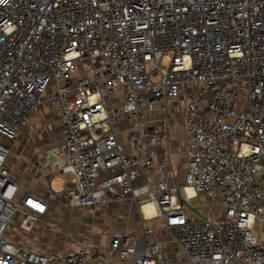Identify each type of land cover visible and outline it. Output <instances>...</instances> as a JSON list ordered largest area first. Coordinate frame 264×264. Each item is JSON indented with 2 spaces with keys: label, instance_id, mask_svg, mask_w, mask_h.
Wrapping results in <instances>:
<instances>
[{
  "label": "built area",
  "instance_id": "obj_1",
  "mask_svg": "<svg viewBox=\"0 0 264 264\" xmlns=\"http://www.w3.org/2000/svg\"><path fill=\"white\" fill-rule=\"evenodd\" d=\"M184 93L180 185L154 177L161 140L146 118ZM42 102L64 142L41 168L74 184L52 191L144 216L152 203L173 257L150 227L114 232L107 250L27 242L52 199L12 176L5 141ZM188 188L218 199L223 220L196 216ZM0 264H264V0H0Z\"/></svg>",
  "mask_w": 264,
  "mask_h": 264
},
{
  "label": "crops",
  "instance_id": "obj_2",
  "mask_svg": "<svg viewBox=\"0 0 264 264\" xmlns=\"http://www.w3.org/2000/svg\"><path fill=\"white\" fill-rule=\"evenodd\" d=\"M179 97H180V101H176L171 106L172 110L170 111L172 112L168 111L167 114L168 118L162 119V116L164 114V117H166L167 112L165 111L164 108L165 106H168L169 102H167L163 106V108L160 109L161 112H158L159 110L151 111L148 113L146 118L147 126L153 128L157 136L161 140V143L157 147V157L155 159L156 168L154 171V177H156V179L158 180H163L169 183H173L174 181L178 182L179 180L184 178L187 169V155H186L187 141L185 135V115H186V103L188 101V96L187 94L184 93ZM180 112L181 115H183V121H179V117L177 114ZM152 115L155 116L156 120L150 118L151 119L150 121L152 122H150L149 125L148 118ZM32 125L41 126L43 129V133L37 137L36 146L41 143V140L48 139V141L50 142V144L48 145L49 148H47L48 150L43 155V157H41L42 154L41 155L38 154L39 145L37 147L27 146L28 155H23L21 153L22 154V157H20L21 159H8V165L12 170V176L17 181L25 183L28 186H30L33 190L50 197L52 199V202H54V198L57 197L58 195H61L60 197H65V196L63 195V193L56 194L54 193V191H52L50 187V180L52 179L54 180L53 186L55 191H60L67 186H74L72 182L65 181L62 177H58V176L53 177L51 174L44 173L43 169L41 168V164L47 161L48 153L50 151H53V149H58L59 147H61V145L64 142L62 125L59 120V115L56 106L49 102H42L38 104L35 107L34 111L32 112L28 125H26L22 129L19 138L21 137L23 131L29 126L32 127ZM181 135H183V138ZM16 141H14L13 144ZM182 143L185 146L181 154L182 157H179L178 147ZM9 145H11V149H12V143H10ZM144 183H147L149 185L151 184L146 176H140L135 181L136 186H140L141 184ZM133 202L134 201H131V203ZM113 205H114L113 201H111L103 205L105 207L107 206L106 209L104 210L101 209L102 212L103 211L107 212L106 214H104L106 217L107 215L110 216V212L112 211L114 215H117V218L116 221L113 222L109 221L110 223L103 227L102 235L108 238L107 244L105 246L102 245V248L100 246L96 247V245H90L99 250H107L109 248L111 235L116 231L127 230L128 232L131 233L132 237H139L143 234L144 228L150 227L145 225L144 223L146 220H150V218L152 217L144 216L141 212L140 206L137 203L135 206L139 207L140 210L139 216H137L136 214L135 207L132 206V204L130 203L125 202L122 205H120L117 209H115L114 208L115 205L114 206ZM207 211H208V215H206V217L216 220L215 217L216 215L213 212H211L210 208L207 207ZM50 217H51V211H49V213L47 214L44 220ZM119 218H121V220L122 219L124 220V224L118 225L117 221ZM49 224L50 225H48L49 226L48 228L51 229H52L51 226L56 225L54 223H49ZM151 237L155 240H160L163 243L165 254L168 257H173L175 255V252L179 248L176 241V237L173 234H167L165 232L164 220L162 226H157L152 228ZM40 246L38 248L41 249L43 252H50L51 250H54L52 248H45V247L43 248V246H41L40 248ZM67 250H72V249H67Z\"/></svg>",
  "mask_w": 264,
  "mask_h": 264
},
{
  "label": "rangeland",
  "instance_id": "obj_3",
  "mask_svg": "<svg viewBox=\"0 0 264 264\" xmlns=\"http://www.w3.org/2000/svg\"><path fill=\"white\" fill-rule=\"evenodd\" d=\"M236 80L235 82H237ZM176 101H180V97L171 98L168 100V106H165L166 117H164V114L162 116V119L168 118V111L172 112L170 110L172 104H174ZM242 98L239 100V104L241 103ZM180 104V103H179ZM158 112H161L159 110ZM157 114V113H155ZM179 117V121H183V115H181V112L177 114ZM159 117V116H158ZM153 118L156 120L155 116L152 115L148 119V124L150 125V121ZM160 118V117H159ZM28 125V124H27ZM43 133V129L41 126H33L27 127L21 137L13 144V142H9L6 139L5 145L9 147V144L12 143V149L9 159H21L23 155H28V147H37L39 149V155L42 154L41 157L46 153L49 148L50 142L48 139L41 140V143L37 144V137L40 136ZM123 136H126V133H123ZM183 138V135H181ZM3 141V139H2ZM132 143L130 141H127L126 137V146H131ZM11 146V145H10ZM28 146V147H27ZM184 144L182 143L178 147V156L182 157V151L184 150ZM25 148V150H24ZM22 153V154H21ZM180 185L184 183L183 178L178 181ZM189 193V192H188ZM181 194L184 195V193L181 191ZM189 193V195H192L190 199L188 200V204L195 209V215L196 216H202L205 217L208 215L207 207L210 208L211 212H213L216 216V220H223V214L221 211V206L219 204V200L210 198L205 194L202 193ZM61 195H58L54 198V202L51 204V217L42 220L41 223L37 226V228L28 235V237H25V239L33 246L39 247L40 245L43 246V248H52V249H75L78 246L83 245H96L100 246L102 248V245L105 246L107 244L108 238L103 236V227L105 225H108L110 222L116 221L117 215H114L113 212H110V216L107 215V217L104 215L107 212L103 211L101 209H106L107 206H102L99 208H92V207H86L83 205L79 206H70L67 202L66 197H60ZM125 203V201L119 202V201H113V205L115 209H117L120 205ZM132 204V206L135 207L136 214L139 216V207L135 206L136 202H126ZM147 204V202L145 203ZM131 206V205H129ZM142 212V209H141ZM143 214V213H142ZM144 215V214H143ZM116 216V217H114ZM153 218V219H152ZM150 220L145 221V225L150 227H157L162 226L163 224V218L162 217H152ZM110 221V222H109ZM49 223H54L56 225L51 226V228H48L50 225ZM118 225L124 224V220L121 218L117 221ZM174 230H172L173 232ZM96 241V242H95ZM40 246V248H41ZM99 247V248H100ZM104 249V248H103Z\"/></svg>",
  "mask_w": 264,
  "mask_h": 264
},
{
  "label": "bare ground",
  "instance_id": "obj_4",
  "mask_svg": "<svg viewBox=\"0 0 264 264\" xmlns=\"http://www.w3.org/2000/svg\"><path fill=\"white\" fill-rule=\"evenodd\" d=\"M187 192H189V193H194V190L192 189V188H188L187 189ZM195 194V193H194ZM193 194V195H194ZM192 196V195H191ZM209 197V196H208ZM211 198V197H210ZM218 200V199H217ZM144 210H145V212H146V214H147V216H151V215H153L154 213H155V207H154V205L152 204V203H150V202H147V204H145V206H144ZM206 217V216H205Z\"/></svg>",
  "mask_w": 264,
  "mask_h": 264
},
{
  "label": "water",
  "instance_id": "obj_5",
  "mask_svg": "<svg viewBox=\"0 0 264 264\" xmlns=\"http://www.w3.org/2000/svg\"><path fill=\"white\" fill-rule=\"evenodd\" d=\"M53 160H54V154L50 153L48 156V165L52 164Z\"/></svg>",
  "mask_w": 264,
  "mask_h": 264
}]
</instances>
